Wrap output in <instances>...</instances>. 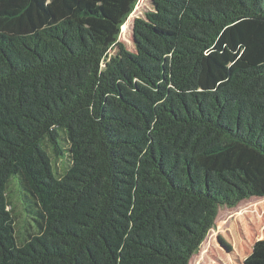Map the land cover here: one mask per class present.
I'll return each instance as SVG.
<instances>
[{"label":"trees","instance_id":"1","mask_svg":"<svg viewBox=\"0 0 264 264\" xmlns=\"http://www.w3.org/2000/svg\"><path fill=\"white\" fill-rule=\"evenodd\" d=\"M139 1L0 0V264H190L264 198V0H151L130 52Z\"/></svg>","mask_w":264,"mask_h":264},{"label":"rangeland","instance_id":"2","mask_svg":"<svg viewBox=\"0 0 264 264\" xmlns=\"http://www.w3.org/2000/svg\"><path fill=\"white\" fill-rule=\"evenodd\" d=\"M153 10L151 0H140L135 11L123 25L119 42L135 52L134 25L137 19H145ZM118 48L110 51L115 56ZM16 220L18 231L22 229L25 215L16 196ZM264 240V198H251L234 208H220L214 228L209 232L190 264H243L255 245Z\"/></svg>","mask_w":264,"mask_h":264}]
</instances>
